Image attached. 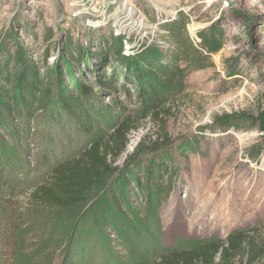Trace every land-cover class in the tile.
<instances>
[{
	"label": "rangeland",
	"instance_id": "rangeland-1",
	"mask_svg": "<svg viewBox=\"0 0 264 264\" xmlns=\"http://www.w3.org/2000/svg\"><path fill=\"white\" fill-rule=\"evenodd\" d=\"M179 11L189 19L193 40L201 28L216 22L224 27L225 41L211 66L189 74L186 91L170 103V115L141 121L126 134V151L114 164L123 172L88 211L86 230L103 223L109 238L105 247L116 253V264H128L130 244L176 248L189 240L226 241L239 229L254 231L264 241V152L258 154L264 147L263 132L258 126L249 128L251 124L222 127L216 122L237 112L257 116L263 109L264 0H0V39L16 31L37 49L35 54L49 51V66L66 65L67 79L88 86L95 84L90 71L104 41L121 39L125 53L162 47L165 42L157 38L154 19L175 18ZM47 33L51 36L44 42ZM68 41L74 50L89 47L96 54L78 66L63 55ZM232 58H237L236 75L229 67ZM105 101H110L107 95ZM116 124L109 114H96L87 122L54 104L26 114L19 99L13 111L0 101V264H61L69 249L68 234L76 227L70 226V216L61 218L56 210L32 204L29 192L76 147L100 137L108 141ZM156 141L161 161L170 158L171 171L164 180L167 191L158 199L147 188L139 190L136 181L148 182L140 165L152 153L146 151L148 145ZM139 143L140 152H146L128 162ZM108 216L122 234L105 226L111 223ZM148 218L158 223L159 237L143 230ZM91 230L81 242H90L87 264H96L105 251L95 244L98 239ZM79 251L70 248L66 258L76 256L81 264Z\"/></svg>",
	"mask_w": 264,
	"mask_h": 264
},
{
	"label": "trees",
	"instance_id": "trees-1",
	"mask_svg": "<svg viewBox=\"0 0 264 264\" xmlns=\"http://www.w3.org/2000/svg\"><path fill=\"white\" fill-rule=\"evenodd\" d=\"M154 20L158 25L157 38L165 42L162 47L142 46L132 53H125L123 41L114 37L104 41L101 52L96 54L89 47L74 50L72 42L66 43L64 57L78 66L82 60L84 62L95 54L98 56V63L90 71L95 76L93 86L67 79L66 65L49 66L46 63L49 51L35 54L37 49L33 51L32 46L26 44L16 31L8 32L0 39V101L12 111L19 99L26 114H35L54 104V107L67 110L77 120L90 122L96 114L104 117L109 114L117 121L108 141L100 137L76 147L49 167L45 177L38 179L29 192L32 204L56 210L61 218L70 216V226L76 227L77 231L72 228L68 234L69 249L61 255V264H76V256L73 260L66 258L70 248L74 252L80 250L77 255L80 263L87 264L86 250L90 249V242H81V236L84 232H91V229H94L91 234L95 236V241L98 239L97 243H93L104 246L101 250L106 252L99 256L96 264H116L119 261L116 253L109 252L105 247L109 238L102 229L103 223L86 230L85 224L91 222L88 211L104 197L112 178L123 172L114 164L126 151V134L141 121H156L163 115H170V103L186 91L189 74L211 66L212 56L220 52L224 45V27L216 22L201 28L195 41L189 35V19L184 12L179 11L175 18L162 22ZM50 32L53 31L50 29ZM50 36L45 34L43 41ZM236 61L237 58L231 59L229 67L233 69L232 75L237 74ZM105 95L110 99L108 103ZM216 122L222 127H238L240 123L251 124L249 128L258 126L264 139V106L257 116L237 112L218 117ZM142 147V143L135 147L128 156V162L146 151L152 152L140 165L141 176L148 182L141 185L142 179L137 178L136 181L139 190L147 188L158 199L167 191L164 180L165 176L171 175L170 158L161 161L157 141L152 146L148 145V150L140 152ZM262 152L264 147L258 154ZM104 208L109 213V206ZM118 209L125 212L121 204H118ZM108 219L111 223L105 226L115 227L113 230L120 232L116 229L117 223L109 216ZM143 230L160 236L158 223L149 218ZM132 246H129L128 264H264V241L258 240L256 232L246 229L234 230L226 241L189 240L176 248L163 247L159 243L153 247Z\"/></svg>",
	"mask_w": 264,
	"mask_h": 264
}]
</instances>
